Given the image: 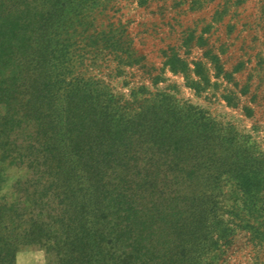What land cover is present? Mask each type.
Segmentation results:
<instances>
[{"label": "rangeland", "instance_id": "374dc122", "mask_svg": "<svg viewBox=\"0 0 264 264\" xmlns=\"http://www.w3.org/2000/svg\"><path fill=\"white\" fill-rule=\"evenodd\" d=\"M49 1L83 3L66 15L61 34L70 54L60 80L50 54L41 73L62 104L84 86L129 132L157 118L158 128L175 124L186 148L156 152L154 137L127 140L138 150L116 176L137 183L147 175L155 187H140L143 204L129 219L111 209L98 224L101 244L86 245L90 256L76 249L84 246L76 238L82 221L32 202L41 192L52 196L44 166L2 160L0 149V264H264V0ZM27 2L4 43L8 66L0 67L15 96L0 99V116L15 112V119L38 100L34 72L45 51L37 28L47 0H23L22 8ZM110 32L123 35L131 57L107 47ZM177 58L185 69H173ZM24 127L10 135L18 147L30 139ZM239 167L260 180L250 197ZM223 230L228 241L214 244Z\"/></svg>", "mask_w": 264, "mask_h": 264}, {"label": "trees", "instance_id": "16d2710c", "mask_svg": "<svg viewBox=\"0 0 264 264\" xmlns=\"http://www.w3.org/2000/svg\"><path fill=\"white\" fill-rule=\"evenodd\" d=\"M21 2L0 0V67L8 66L10 56H6L8 47H5L4 43L15 36V29L19 25L17 14L29 7L27 2L25 8H22L25 3ZM47 3L43 2L41 5L43 10ZM70 4L71 2L66 1L54 3L49 1L47 4L45 13L48 16H42L43 19L39 21L37 28L39 41L42 43L40 53L45 49L38 57L37 69L34 72L35 77L40 81L35 88V91L39 92L36 100L38 103L34 102L31 111L24 109L16 119L15 112L0 116V149L2 160L25 162L27 159L28 166L32 168L44 166L41 173L46 177L44 186L52 192V196L45 200L41 192L32 198V202L34 205L48 204L65 209V216L68 212L67 216L82 221L83 228L76 238L84 243V246L76 249L90 256L88 250L85 252L86 245H91V242L96 245L101 244L104 235L99 230L98 224H105L110 214H113L111 209L116 208V214L121 215L123 220L129 219L131 215L136 214V208L143 204L144 193L140 191V187L146 183L154 184L156 180L149 179L145 175L135 183L124 176L120 178L116 176L115 169L128 162L133 150L132 144L130 145L127 140H136L139 143L144 136L154 137L149 140V149L156 152L162 151L164 145L168 147L174 145L175 150L186 146L180 142L175 124L158 128L157 118L139 123L135 133L129 132L126 123L120 122L121 119L115 117L116 112H110L107 106L98 108L97 97L92 98L84 86L69 93L67 106L62 104L57 89L54 88L56 84H51L44 76L45 73L43 76L41 73L44 71L43 65L46 63L47 54L57 60L55 66L59 69L57 73L59 80L69 60V39L62 38L61 32L66 29L65 20L68 10L78 11L83 7L80 1L74 6ZM104 40L111 51L124 54L122 59L125 56L131 57L122 34L110 32ZM53 42V49L49 51ZM56 52H58L57 56H55ZM169 63L173 69L183 70L186 66V62L179 58ZM197 65L201 64L197 62ZM8 83L0 72V99L11 102L15 96L10 92L12 85ZM23 125L30 139L25 145L18 147L16 142L10 139V135L15 131V126ZM164 134L168 137L166 138ZM166 139L170 140L169 144H165ZM137 150L132 151V157L136 156ZM145 164L146 166L149 164V159ZM251 173L253 172L243 167L238 168L237 178L240 187L249 197L260 184L257 176ZM120 212H123V215ZM35 235L42 236L39 233ZM229 236L228 230H223L214 244L222 239L227 242Z\"/></svg>", "mask_w": 264, "mask_h": 264}]
</instances>
